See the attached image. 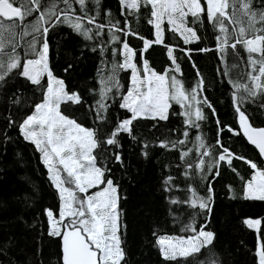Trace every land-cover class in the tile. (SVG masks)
Listing matches in <instances>:
<instances>
[{
  "label": "trees",
  "instance_id": "trees-1",
  "mask_svg": "<svg viewBox=\"0 0 264 264\" xmlns=\"http://www.w3.org/2000/svg\"><path fill=\"white\" fill-rule=\"evenodd\" d=\"M49 3L50 0H42L41 11ZM86 6L89 15L96 16L92 25L86 19L83 21L85 26L92 28L93 39H85L68 25L53 20L51 23L55 26L47 34L48 67L55 79L64 82L65 90L70 94L77 93L82 101L78 104L62 103V113L83 127L100 129L101 138L106 139L120 120L130 117V113L120 107L129 85V71L118 72L120 87L113 88L109 94L106 101L109 109L103 113L106 116L104 122L96 119L94 109L99 99L101 76H109L113 65L122 62L120 51L125 42L137 53L134 62L141 69L142 76L143 60L140 54L144 49V40L154 41L152 26L148 23L151 7L139 0L135 9L122 7L119 0H100L98 9L92 0H86ZM261 6L262 0H254V8ZM58 7H64L62 2L58 3ZM73 8L77 15H81L78 4L73 3ZM39 14L33 13L24 23L31 25ZM109 14L113 23L119 21L118 27L121 29H112V33L120 37L113 42H109L112 33L107 27L99 36L95 35V24L107 26ZM202 20L203 26L195 25L200 37L198 42L185 44L163 21V42L153 43L143 51V59L148 61L150 70L157 74L167 73L169 79L174 75L185 91L190 93L198 81H203V90L197 91V98L203 101L206 97L212 108L200 105L207 117L198 122L200 127H187L181 115V106L170 102L166 121L138 119L134 121L132 131L136 140L122 133L118 137L119 147L105 144L96 152L98 156H103L100 166L110 170L106 172L107 178L118 185L122 225L120 235L125 252L122 264H256L255 243L258 241L259 249L264 245V201L245 199L243 194L245 182L254 171L245 160L257 163L260 169H264V160L246 144L238 131L239 114L233 105L235 89L229 83V80L241 86L249 83L251 68L247 62L248 53L241 45L237 46L236 51L228 47L225 63H221L215 50L219 30L208 23L205 11ZM187 26L193 27L191 17H188ZM227 26L231 31L233 25ZM262 26L260 23L256 25ZM129 30L131 34L125 36L124 32ZM36 39L39 51L44 40L42 30ZM31 40V35L25 37L24 46L17 49L22 62L23 59L37 57L35 54L24 57V50ZM16 42L20 43L19 37ZM113 49L117 50L116 54ZM169 49L176 58L175 63L180 65L179 70L168 55ZM7 59L5 55V63ZM20 71L22 65L0 82V264H61L58 237L49 236L44 215L45 209L52 210L56 215L58 197L46 177L38 152L19 133V124L42 101L46 79L41 77V84L37 86L22 77ZM225 71L227 75L222 74ZM239 95L248 96L243 87ZM195 107L193 102V114ZM241 110L245 111L252 126H264V94L246 99ZM186 128L189 132L187 138L183 135ZM229 128L233 131H229ZM198 135L203 137L205 145L214 149L211 155L203 156L204 166L200 169L196 165L205 149L197 150L195 138ZM218 139L231 153L245 158L233 159L231 167L226 160L221 162L219 175L216 174L214 162L223 149L217 144ZM164 140L186 142L177 144L175 148L171 144L162 147ZM145 141L148 142L147 148ZM115 152L121 154L122 162L114 159ZM184 152L188 154L181 159ZM189 164L193 167L188 168ZM209 164L213 165L212 171H209ZM62 175L66 176L64 173ZM168 177H172L170 192L165 191L164 184ZM209 188L212 189V199L208 205L210 212L199 207L193 209L183 203H170L171 199L187 200L192 194L190 189L207 198ZM77 196L82 199L79 192ZM244 219L259 220L260 223L253 230L244 224ZM189 224L197 232L201 225L205 226V231L213 232L212 244L190 257L166 260L158 249L156 238H186L193 235L190 230L184 231Z\"/></svg>",
  "mask_w": 264,
  "mask_h": 264
},
{
  "label": "snow or ice",
  "instance_id": "snow-or-ice-1",
  "mask_svg": "<svg viewBox=\"0 0 264 264\" xmlns=\"http://www.w3.org/2000/svg\"><path fill=\"white\" fill-rule=\"evenodd\" d=\"M62 2L64 7H58ZM99 8L100 0H92ZM146 5H151V17L149 24L154 25L155 40H144V49L141 51L140 58L143 60V76L141 69L134 62L137 55L128 45L123 44L120 55L123 56V62L114 64L109 76H101V88L99 90V99L94 106L96 119L100 122L106 120V113L109 109V94L113 88L119 89L120 83L117 79L119 70H131V86L127 94L123 95L120 107L131 113L129 118L120 120L117 126L107 135L106 139L101 138V130L98 128H86L64 115L61 111V104L71 102L81 103V98L77 93H69L65 90L64 82L53 77L48 67L49 44L47 34L51 27L55 25L51 22L63 23L68 25L73 31L84 36L85 39H93L92 28L85 26L83 21L86 19L89 25L94 24L96 16H90L86 6V0H50L49 6L42 8V0H0V82L4 81L14 70L21 68L20 75L30 80L34 85L41 84V76L46 72L49 78V86L43 94V101L35 105V111L27 115L19 124L20 132L24 138L32 142L37 151L41 153V159L49 172V178L53 185L59 190L61 206L59 219H55L52 210H46L49 221V236H62V264H122L125 252L122 248L121 212L119 209L118 185L107 178L106 172L109 169L100 166L103 156L96 154L97 150L103 145L119 147L118 137L122 133L132 135L134 121L141 118L159 119L166 121L169 118L170 102L179 104L182 108L181 115L185 118L184 123L187 127L199 128V121L205 120L203 107L212 105L205 97L203 101L197 98V91L203 90V81L200 80L193 87L191 92L183 89V86L173 75L168 78L166 74H157L150 70L148 61L143 59V51H146L151 44H161L163 42L162 22L167 17V23L170 30L179 32L184 37L185 44L198 42L200 37L197 35L195 25L203 26L202 13L205 9L202 7L201 0H139ZM73 3L80 6L81 15L76 14ZM122 7L130 9L138 7V0H120ZM19 4L20 6H14ZM207 21L214 28L218 29L220 35L216 36V51L219 53L221 63H225L227 48L230 47L236 51L237 46H243L248 53V65L251 71L248 73V84L241 86L229 80L235 91L233 92V105L239 114L240 128L248 141L255 145L261 156H264V128H254L249 123V117L245 111L241 110L242 105L248 98H255L264 94V26L256 27L258 23L264 25V0L262 6L254 8V0H206ZM39 12L37 19L31 24H25L24 21ZM188 17H191L193 27H188ZM19 21V23H17ZM48 25V26H45ZM119 21L113 23L109 14L108 25L95 24L99 36L100 32L107 27L112 33V29L118 27ZM227 25H233L231 31ZM127 26V22H126ZM238 26V27H237ZM42 34L44 36L43 44L37 51L36 37ZM131 31H125L128 36ZM31 35L32 40L24 50V57L29 54H35L37 59H23L17 51L23 47L25 37ZM19 37L20 43H17ZM120 37L112 33L110 41L119 40ZM234 40V43L230 41ZM7 41V43H6ZM10 48V51H9ZM210 49H200L199 51H209ZM103 51V49H101ZM116 49L113 53L116 54ZM190 54V53H189ZM253 54H256L255 56ZM8 59L5 63L4 56ZM168 55L172 58L177 70L180 65L176 64V58L172 56V50L169 49ZM195 66V65H194ZM258 66V68H257ZM227 75V71L222 73ZM243 87L248 96L239 95L240 88ZM195 103V112L192 107ZM213 114L215 110L213 109ZM194 115V118H193ZM14 123V121H13ZM219 124L220 122L217 121ZM223 129H221L222 131ZM229 131H233L231 128ZM238 134V133H234ZM183 135L187 138L189 132L185 129ZM196 142L199 149H205L201 154V160L196 165L200 169L204 166L203 156L211 155L214 149L210 145H205L201 135L196 136ZM185 140L161 142L162 147L173 148L177 144H184ZM217 144L221 145L222 152L214 162L216 174L219 175L221 162L227 161L229 167L232 166L233 159L245 160L243 156H236L230 152L227 147H223L220 140ZM148 142L145 141V148ZM187 152L181 154V159L187 156ZM114 159L122 162V156L115 152ZM147 155V152L144 153ZM254 171L251 180L245 182V199H256L264 201V169H260L257 163L251 160H245ZM193 167L191 164L188 168ZM213 170V165L209 164V171ZM236 171V169H232ZM66 174V176L62 175ZM187 175V172L185 173ZM172 177L165 181V191H171L170 187ZM74 185L75 187L66 186ZM102 186L100 191H96L86 198L80 199L79 193H88V190L94 187ZM191 196L184 201L171 199L170 203H183L193 209H211L208 207L211 202V191L207 198L196 194L194 189H190ZM245 224L253 227L259 224V220H245ZM60 225L64 230L61 231ZM205 226L201 225L197 232L191 224L186 225L184 231H191L190 235L184 237L169 238L160 237L158 244L161 246V254L166 260H176L178 257L187 258L199 253L202 248L211 245L214 240V233L205 231ZM175 240V243L169 241ZM259 264H264V245L258 250Z\"/></svg>",
  "mask_w": 264,
  "mask_h": 264
},
{
  "label": "rangeland",
  "instance_id": "rangeland-1",
  "mask_svg": "<svg viewBox=\"0 0 264 264\" xmlns=\"http://www.w3.org/2000/svg\"><path fill=\"white\" fill-rule=\"evenodd\" d=\"M119 2H120V0H119ZM201 4H203L204 9H205V13H206V12H207V4H206V0H201ZM120 5H121V3H120ZM121 6H122V5H121ZM125 7H126V6H125ZM150 7H151V5H150ZM151 11H152V7H151ZM206 16H207V15H206ZM151 19H152V17H151ZM163 21L166 22L168 28L170 29V26H169L168 23H167V17H164ZM151 26H152V31H153V39L155 40V28H154V25L151 24ZM175 33H177V34L180 36V38L183 40V42H184V37H183L179 32H175ZM41 46H42V45H40L39 50H40ZM122 49H123V46H121V50H122ZM120 52H121V51H120ZM121 56H122V55H121ZM37 58H38V57H36V58H34V59H37ZM122 62H123V56H122ZM122 62H121V63H122ZM22 70H23V69H22ZM128 71H129V82H128V83H129L128 88H129V87L131 86V75H132V73H131V70H130V69H129ZM162 74H163V73H161L160 75H162ZM142 76H143V66H142ZM41 77H44V78L46 79V89H45V91H46L47 88H48V86H49V78H48V76H47V73L45 72ZM29 81H30V80H29ZM128 88H127V91H128ZM127 91H126L125 95L127 94ZM42 101H43V99H42ZM42 101H41V102H42ZM41 102H40V103H41ZM121 102H122V101H121ZM34 111H35V106H34L33 110L30 112V114H32ZM129 113H130V112H129ZM30 114H28V115H30ZM130 116H131V113H130ZM25 118H26V117H25ZM19 133H20L21 137H22L25 141H28V140H26V139L24 138V136H23L22 133L20 132V128H19ZM28 142H30V141H28ZM30 143L33 145V147H34L35 150L37 151L36 146H35L32 142H30ZM37 152H38V154H39L40 161H41L42 165H43L44 168H45V171H46V177H47L48 181L50 182L51 186L53 187V189L55 190V192H56V194H57V197H58V209H57V213H56V215L54 216L55 219L58 220V219H59L60 206H61L60 193H59V190L53 185L52 181H51L50 178H49V172H48L47 167H46V166L44 165V163L42 162V159H41V153H40L39 151H37ZM254 171H255V170H254ZM254 171L252 172V174H251L249 180L252 179V176H253V174H254ZM65 175H66V174H65ZM72 186L75 187L74 185H72ZM101 187H102V186H98V187L91 188V189L88 190V193H87V194H85V193H80V194L82 195V199L86 198V195H91V194H93V193L96 192V191H100V190H101ZM244 191H245V185H244V189H243V194H244ZM77 192H78V190H77ZM46 210H47V209L44 210V215H45V218H46L47 232H49V221H48V217H47V215H46ZM245 220H252V219H244L243 222H244ZM253 221H255V220H253ZM244 224H245V223H244ZM245 225H246L247 227H249L247 224H245ZM61 226H62V225H60L59 227L61 228ZM249 228L255 230L256 225H254L253 227H249ZM160 237L177 238V237H173V236H158V237L156 238V243H157V245H158V249H159L160 253H161V250H160V247H161V246L158 244V239H159ZM185 239H187V237H186ZM169 242H170V243H175V240L173 239V240H171V241H169ZM258 250H259V244H258V241H256V243H255V247H254V255H255V262H256V264H259ZM161 255H162V254H161ZM162 256H163V255H162Z\"/></svg>",
  "mask_w": 264,
  "mask_h": 264
},
{
  "label": "water",
  "instance_id": "water-1",
  "mask_svg": "<svg viewBox=\"0 0 264 264\" xmlns=\"http://www.w3.org/2000/svg\"><path fill=\"white\" fill-rule=\"evenodd\" d=\"M254 128H264V126H258V127H255V126H252ZM238 131L239 133L241 134V136L243 137L244 141L246 142L247 145L251 146L256 152L257 154L259 155V157L264 160V156H261L259 150L256 148L255 145L251 144L248 139L245 137V135L243 134V132L241 131V128H240V123H239V119H238ZM64 228H63V225H62V228H61V231H63ZM58 243H59V252H60V263L62 264V236L61 237H58Z\"/></svg>",
  "mask_w": 264,
  "mask_h": 264
},
{
  "label": "flooded vegetation",
  "instance_id": "flooded-vegetation-1",
  "mask_svg": "<svg viewBox=\"0 0 264 264\" xmlns=\"http://www.w3.org/2000/svg\"><path fill=\"white\" fill-rule=\"evenodd\" d=\"M61 228H62V226H61Z\"/></svg>",
  "mask_w": 264,
  "mask_h": 264
},
{
  "label": "crops",
  "instance_id": "crops-1",
  "mask_svg": "<svg viewBox=\"0 0 264 264\" xmlns=\"http://www.w3.org/2000/svg\"><path fill=\"white\" fill-rule=\"evenodd\" d=\"M125 95V94H124Z\"/></svg>",
  "mask_w": 264,
  "mask_h": 264
}]
</instances>
